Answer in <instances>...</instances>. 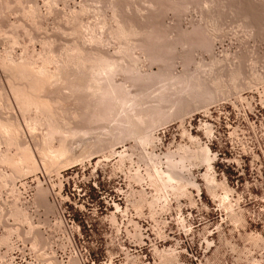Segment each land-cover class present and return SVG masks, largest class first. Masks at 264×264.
I'll return each instance as SVG.
<instances>
[{
  "label": "rangeland",
  "instance_id": "rangeland-1",
  "mask_svg": "<svg viewBox=\"0 0 264 264\" xmlns=\"http://www.w3.org/2000/svg\"><path fill=\"white\" fill-rule=\"evenodd\" d=\"M0 262L264 264V0H0Z\"/></svg>",
  "mask_w": 264,
  "mask_h": 264
},
{
  "label": "bare ground",
  "instance_id": "bare-ground-1",
  "mask_svg": "<svg viewBox=\"0 0 264 264\" xmlns=\"http://www.w3.org/2000/svg\"><path fill=\"white\" fill-rule=\"evenodd\" d=\"M121 31V30H120ZM125 33V32H124ZM120 34V33H119ZM78 55V54H77ZM101 55V54H100ZM96 56V55H95ZM157 56V55H156ZM111 58V57H110ZM98 59H100L99 61V63H97V64H95V65H98V71H102V70H105V72L107 71H109V70H111L112 68H113V64L112 63H114V62H111V60H109V58L106 56V57H100V58H98ZM112 59V58H111ZM82 60V59H81ZM88 60H89V58H88ZM85 61H86V59H85ZM92 61V60H91ZM97 62H98V60H97ZM87 63V62H86ZM117 63L118 62H116V66H117ZM88 65V64H87ZM113 65V66H112ZM94 66V65H93ZM89 68V67H88ZM90 68H91V66H90ZM96 68H94V69H96ZM96 69V70H97ZM115 70V69H114ZM117 70V69H116ZM90 71V70H89ZM97 71V72H98ZM112 71V70H111ZM96 72V71H95ZM102 72H104V71H102ZM101 72V73H102ZM109 73H110V71H109ZM108 73V76L110 75ZM43 74V73H42ZM93 74V73H92ZM94 74H96V73H94ZM99 74H100V72H99ZM99 74H97L98 76H99ZM54 76V75H53ZM93 76V75H92ZM35 77V76H34ZM102 77V76H101ZM111 77V76H110ZM109 77V78H110ZM96 78V77H95ZM100 78V77H99ZM98 78V79H99ZM38 79V78H37ZM41 79V78H40ZM94 79V78H93ZM97 78H96V80H98ZM111 79L112 78H110V81H111ZM49 80V79H48ZM100 80V79H99ZM92 81V80H91ZM113 81V80H112ZM38 82V81H37ZM52 82V81H51ZM107 82V81H106ZM114 83H116V82H114ZM46 84V83H45ZM48 84V83H47ZM95 84V83H94ZM99 84V81H97V83H96V85H98ZM100 85V84H99ZM98 85V88H101L100 86ZM103 85V84H102ZM109 85H111V84H109ZM126 85V84H125ZM33 86V85H32ZM90 86H92L91 84H90ZM114 86H115V84H114ZM45 87V86H44ZM103 87H105L104 85H103ZM109 87H112V85L111 86H109ZM125 87V86H124ZM105 88H107V87H105ZM92 89V88H91ZM101 89H103V88H101ZM121 89V88H120ZM125 89V88H124ZM20 90V89H19ZM25 90H26V88H25ZM87 90V89H86ZM89 90V89H88ZM112 90V89H111ZM91 91V90H90ZM99 91H101V90H99ZM99 91H97V93L99 92ZM31 92V91H30ZM89 92V91H88ZM109 92V89H104V90H102L101 92H100V94L102 95V97H105L106 95H107V93ZM121 92V91H120ZM24 93V92H23ZM26 93V92H25ZM95 93V92H94ZM28 94V93H27ZM117 94V93H116ZM120 94V93H119ZM123 94V93H122ZM125 94V93H124ZM19 95V94H18ZM29 95V94H28ZM97 95V94H96ZM101 95H98L100 98H101ZM23 96H24V94H23ZM109 96H111L110 94H109ZM119 96V95H118ZM127 96V95H126ZM22 97V96H21ZM26 97V96H25ZM95 97V96H94ZM108 97V96H107ZM106 97V98H107ZM123 97V96H122ZM30 98V97H29ZM29 98H27L26 97V99L28 100ZM99 98V99H100ZM95 99V98H94ZM110 99H112V98H110ZM119 99V98H118ZM125 99V98H124ZM24 100L25 99H23V102H24ZM103 100H107V99H103ZM121 100H122V98H121ZM127 100V99H126ZM125 100V101H126ZM22 101V100H21ZM29 101V100H28ZM37 101V100H36ZM101 101V100H100ZM32 102V101H31ZM34 102H35V100H34ZM38 102V101H37ZM97 102V101H96ZM42 103V102H41ZM101 103V102H100ZM30 104V103H29ZM99 104V103H98ZM110 104V103H109ZM104 105V104H103ZM97 106V105H96ZM26 107V106H25ZM29 107H31V105H29ZM92 108V107H91ZM112 108V107H111ZM28 109V108H27ZM109 109V108H108ZM99 110V109H98ZM95 112H97V111H95ZM141 119V118H140ZM139 119V120H140ZM138 130V129H137ZM205 151V150H204ZM202 153V152H201ZM205 158V157H204ZM206 159V158H205ZM208 161V160H207ZM174 164V163H173ZM177 166V165H176ZM174 168V167H173ZM171 171V170H170ZM173 172H174V170H173ZM171 174V173H170ZM173 175V174H172ZM170 176V175H169ZM170 177H172V176H170ZM176 177V176H175ZM194 183V182H193ZM197 184V183H196ZM193 185V184H192Z\"/></svg>",
  "mask_w": 264,
  "mask_h": 264
},
{
  "label": "built area",
  "instance_id": "built-area-1",
  "mask_svg": "<svg viewBox=\"0 0 264 264\" xmlns=\"http://www.w3.org/2000/svg\"><path fill=\"white\" fill-rule=\"evenodd\" d=\"M93 263H95V262H93ZM0 264H2V263L0 262ZM14 264H15V263H14ZM80 264H87V263H86V262H85V263H82V262H81Z\"/></svg>",
  "mask_w": 264,
  "mask_h": 264
}]
</instances>
